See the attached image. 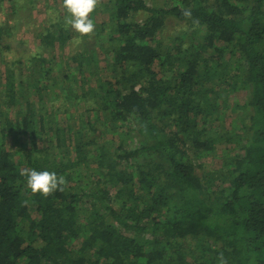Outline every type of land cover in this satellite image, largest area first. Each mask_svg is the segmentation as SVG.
Returning <instances> with one entry per match:
<instances>
[{"label": "trees", "instance_id": "trees-1", "mask_svg": "<svg viewBox=\"0 0 264 264\" xmlns=\"http://www.w3.org/2000/svg\"><path fill=\"white\" fill-rule=\"evenodd\" d=\"M66 15L37 44L63 61L40 51L0 79V264H264V0H101L70 54ZM22 169L67 186L34 195Z\"/></svg>", "mask_w": 264, "mask_h": 264}, {"label": "rangeland", "instance_id": "rangeland-1", "mask_svg": "<svg viewBox=\"0 0 264 264\" xmlns=\"http://www.w3.org/2000/svg\"><path fill=\"white\" fill-rule=\"evenodd\" d=\"M48 1L46 0H38L34 2V4L30 5V3H27L26 0H18L16 3V6H20L18 8V11L13 12L11 11L10 3L7 2V0H1L0 1V42L4 45V47L0 50V79L3 77L4 74V67H6L7 64H9L12 61H14L17 58H21L22 60H25V64L27 63V60L30 59L31 55L33 53H37L40 51H44V54L49 56V55H56V61H60L65 58H61L60 56V47L56 45L55 47H49L47 46L46 49H43L41 45L38 44V38H39V33L42 32L45 26L48 24V18L49 16H56L60 13L62 10L60 2H55L56 3V9H58V12H54L51 9H49L47 4L45 3ZM49 5L52 6L53 3H48ZM23 6V7H21ZM53 13V15H50L49 13ZM173 22H169V26L167 27V34H171L175 32V34L179 31H183L184 26L183 23H180V25L175 29ZM71 34H72V40L69 41V54L72 52H77L83 50L85 47V44H91L94 42V37H79L78 33L74 32L71 29ZM79 40L80 42L77 43L76 41ZM6 45V46H5ZM49 48V49H47ZM51 50V51H50ZM49 51V52H48ZM63 53V52H62ZM208 51H206L203 48L202 54L205 56H209ZM60 56V57H59ZM55 60V59H54ZM56 61H53L54 68H59V70H62L63 72L67 70L66 65H69V61L65 65V60L64 62H61L60 64ZM63 61V60H62ZM10 64V65H11ZM24 65H19L15 63V67L17 68H24ZM61 67H60V66ZM18 72V69H16ZM57 73V72H56ZM232 73L233 70L228 71V73L223 76L224 81H230L232 78ZM60 74V71H58V75ZM77 75V74H76ZM78 76V75H77ZM72 80L75 79L74 75L71 78ZM223 80H219L218 78L214 79V81H211V84L214 86H217L216 88H223L227 87V85L222 82ZM73 83V82H72ZM239 89L234 90V91H227L222 92V95L226 93L228 95V105L232 106L234 102H237L240 100L239 93L237 92ZM55 103V107L59 108V113L63 115V112L60 111V108H64L65 106H62L59 101L53 102ZM60 114V116H62ZM72 114V112H70ZM75 114V112H74ZM232 118L233 114L232 113H227L225 117V125L227 127H230V124H232ZM224 155L221 152V148L218 146L217 152L213 156H209L206 159H198V162H203V167H198L197 172L198 173H203L204 171H209L215 168H218L220 166V161Z\"/></svg>", "mask_w": 264, "mask_h": 264}, {"label": "clouds", "instance_id": "clouds-1", "mask_svg": "<svg viewBox=\"0 0 264 264\" xmlns=\"http://www.w3.org/2000/svg\"><path fill=\"white\" fill-rule=\"evenodd\" d=\"M101 4V0H62V7L67 13L65 23L78 33L79 37H91L95 34L96 25L92 14ZM53 15V13H49ZM183 15L190 17L191 12L184 10ZM77 43L80 41L77 40ZM20 175L25 177L26 185L32 194H40L44 198L52 195L56 191L63 192L67 186V180L63 175H57L54 171L36 169H22ZM219 264H227L223 253L219 255Z\"/></svg>", "mask_w": 264, "mask_h": 264}]
</instances>
